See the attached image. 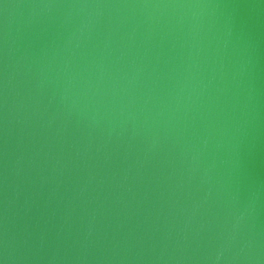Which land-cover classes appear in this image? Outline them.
Returning <instances> with one entry per match:
<instances>
[{"label":"water","instance_id":"1","mask_svg":"<svg viewBox=\"0 0 264 264\" xmlns=\"http://www.w3.org/2000/svg\"><path fill=\"white\" fill-rule=\"evenodd\" d=\"M0 264H264V0H0Z\"/></svg>","mask_w":264,"mask_h":264}]
</instances>
